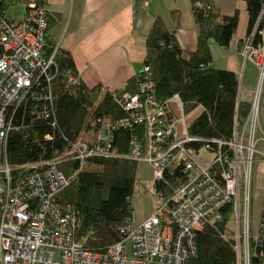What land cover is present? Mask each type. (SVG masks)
<instances>
[{
    "label": "built area",
    "instance_id": "1",
    "mask_svg": "<svg viewBox=\"0 0 264 264\" xmlns=\"http://www.w3.org/2000/svg\"><path fill=\"white\" fill-rule=\"evenodd\" d=\"M151 1L143 0L144 7ZM40 2L28 3L16 18L0 12V264H186L196 255V233L220 221L227 206L233 211L236 264H249L256 156L264 179V127L260 121L264 30L257 31L256 25L239 49L243 65L251 64L257 79L247 119L242 127L234 120L229 142L191 137L178 96L157 100L150 71L143 67L137 94L120 103L126 117L95 120L92 127H98L96 134L72 144L71 151L81 166L89 158L113 155L114 131L136 128L138 135L128 143V158L147 163L154 182H160L174 163L189 176L166 204L154 206L142 224L123 226L121 241L103 253H93L84 250L77 239L79 221L72 209L56 201L69 179L53 165L13 179L4 158L3 146L10 129L7 109L18 105L40 81L50 91L57 71L54 55L58 47L53 49L47 40L48 12ZM67 78V84L76 85V79L69 74ZM238 84L240 89L239 79ZM44 99L50 103V94ZM202 143L201 149L213 155L206 169L193 162L197 153L190 149Z\"/></svg>",
    "mask_w": 264,
    "mask_h": 264
},
{
    "label": "trees",
    "instance_id": "2",
    "mask_svg": "<svg viewBox=\"0 0 264 264\" xmlns=\"http://www.w3.org/2000/svg\"><path fill=\"white\" fill-rule=\"evenodd\" d=\"M242 1L248 37L256 25L257 31L264 30V16L260 17L264 0ZM19 2L25 7L28 4L23 0H0V12L9 16L8 9ZM40 4L44 6V0ZM191 7L198 31L195 51L186 54L175 35L166 30L160 19H155L146 38L143 67L150 71L157 100L177 95L185 116L201 109L188 126L191 137L227 143L232 138L234 120L239 127L246 121L250 101L238 97L242 87L239 89L236 74L212 67L208 41L213 40L221 49L228 48L239 15L234 12L222 16L208 0H191ZM47 15L49 28L54 20ZM54 64L57 71L50 82V91L40 81L18 105L7 109L10 129L3 146L4 158L13 179L50 165L69 179L68 187L57 195L56 201L74 212L79 221L77 239L84 250L103 253L122 240L121 228L132 222L131 199L142 181L136 175L137 162L128 158V143L138 131L136 128L114 131L113 155L89 158L81 166L71 146L87 133L96 134L98 127H92L95 120L124 119L126 113L120 103L137 94L141 76L131 78L119 91H109L100 85L88 88L82 83L71 56L59 48ZM68 74L77 80L76 85L67 84ZM48 93L50 103L44 99ZM203 144L190 149L198 153ZM188 180L181 165L172 164L164 178L154 182L155 205L166 204ZM232 212L231 206L225 207L220 221L196 233V255L186 264H236L234 229L229 227L233 223ZM258 225L257 234L249 239V264H264V211Z\"/></svg>",
    "mask_w": 264,
    "mask_h": 264
},
{
    "label": "crops",
    "instance_id": "3",
    "mask_svg": "<svg viewBox=\"0 0 264 264\" xmlns=\"http://www.w3.org/2000/svg\"><path fill=\"white\" fill-rule=\"evenodd\" d=\"M208 1L222 16L238 12L228 48H217L213 40L208 46L212 67L239 76L243 64L239 49L247 29L245 4L242 0ZM44 7L54 20L47 31L48 42L69 53L78 78L88 88L100 85L104 90L119 91L140 73L146 38L155 19L175 35L186 54L196 49L198 31L191 0H152L147 7L143 0H44ZM252 206L253 231L258 218L254 213L262 211L261 197Z\"/></svg>",
    "mask_w": 264,
    "mask_h": 264
},
{
    "label": "rangeland",
    "instance_id": "4",
    "mask_svg": "<svg viewBox=\"0 0 264 264\" xmlns=\"http://www.w3.org/2000/svg\"><path fill=\"white\" fill-rule=\"evenodd\" d=\"M24 4L26 2L31 3L35 2V0H23ZM25 11V6H22V4L16 3V5L11 6L8 9V14L11 17L17 16V12ZM16 18V17H15ZM50 44V43H49ZM51 47L54 49L56 45L50 44ZM57 47V46H56ZM218 48V46H217ZM216 54V53H214ZM239 81L241 80V87L242 92L238 94V97L242 100H249L251 101V96L253 93V90L255 88L256 79H257V73L255 68L251 64L243 65L239 72ZM201 112L200 108L195 109L192 113H190L187 116V122L190 124ZM260 121L262 127H264V95L261 97L260 101ZM91 133H87L84 135L83 139L87 140L91 137ZM193 162L198 165L200 168L206 169L208 168L213 160V155H211L209 152L205 151L204 149H201L197 154H195L192 158ZM255 162L253 163L252 167V203H255L257 200L260 199L262 201V209H264V179H262L261 175L259 174L260 171V165L257 160H259V157L256 156ZM136 175L137 177L142 181L141 187L136 191L134 196L131 199V204L133 208V217L131 222V227L136 228L140 224H142L146 219H148L151 216V208L153 204V208L155 206V192H154V175L153 170L151 167L145 163V162H138L137 163V169H136ZM253 209V206H252ZM261 212L259 211L256 214V221L255 224H253V231L251 227V235H256L258 230L260 229L258 222L261 217ZM252 215V212H251ZM252 218V217H251ZM252 221V219H251ZM233 223H230L229 227L234 229V221Z\"/></svg>",
    "mask_w": 264,
    "mask_h": 264
}]
</instances>
